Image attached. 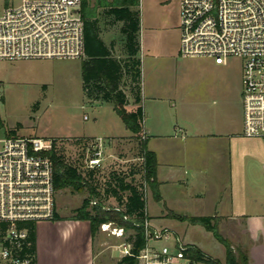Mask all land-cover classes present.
<instances>
[{"label":"rangeland","instance_id":"obj_1","mask_svg":"<svg viewBox=\"0 0 264 264\" xmlns=\"http://www.w3.org/2000/svg\"><path fill=\"white\" fill-rule=\"evenodd\" d=\"M137 10L141 38L146 43L139 55L143 127L149 131L150 147L155 149L161 142L181 144V139H174L175 136L181 137L190 123L201 124L216 113L230 116L231 133L241 134L242 61L230 58L225 65H216L210 59L182 57L179 0H140ZM120 56L126 58L124 54ZM83 61V58L0 61V140L7 137L56 140L66 158L75 160L82 150L79 141L90 143L100 139L104 165L135 162L138 142L114 111V105L87 99L83 90ZM121 87L127 96L126 108L135 109L130 80L125 78ZM236 140L240 158L237 162L238 155H234L233 169L211 167L208 177L218 190H223L230 185V170L236 171L239 163L238 178L244 172L253 196L264 198V140L243 135ZM177 170L181 182L173 181L162 190L166 202L154 200L152 192L146 190V207L155 226L149 223L150 230L170 231L185 244L225 264V248L211 232L177 219L195 217L200 208L192 197L197 191L192 172L185 175L182 169ZM173 173L178 177L176 171ZM85 196L71 191L57 192L59 214L74 216ZM104 205L106 209L114 206L109 202ZM218 230L231 242L233 253L237 257L246 255L249 264L253 244L235 234L232 225L220 224ZM131 234L124 232L122 238H117L111 230L104 232L105 251L98 263L119 264L123 257V247L119 246Z\"/></svg>","mask_w":264,"mask_h":264},{"label":"built area","instance_id":"obj_2","mask_svg":"<svg viewBox=\"0 0 264 264\" xmlns=\"http://www.w3.org/2000/svg\"><path fill=\"white\" fill-rule=\"evenodd\" d=\"M0 61L85 57L82 0H0ZM180 55L225 65L242 61V135L264 140V0H179ZM88 168H101L103 141H91ZM53 140H0V264H37L32 234L57 216ZM147 190V189H146ZM92 204H95L93 202ZM102 224L122 238L124 230ZM139 264H194L191 246L167 230H150ZM123 256L131 246L122 244Z\"/></svg>","mask_w":264,"mask_h":264},{"label":"trees","instance_id":"obj_3","mask_svg":"<svg viewBox=\"0 0 264 264\" xmlns=\"http://www.w3.org/2000/svg\"><path fill=\"white\" fill-rule=\"evenodd\" d=\"M139 1L113 0L108 11L115 20L123 22L120 31L124 37V60L113 57L101 41L98 30L91 27L83 12L86 0H82L81 5L85 31V59L82 65L84 93L90 102L114 105V111L138 142L135 162L123 165L116 162L109 166L103 164L101 168H88L87 157L91 156L92 152L89 142L83 141H79L82 150L75 160L66 158L56 140H53V149L47 153L54 163L56 193L71 191L86 194L71 219L89 222L93 235L99 231L102 224L108 223L123 229L125 233H132L125 243L131 246V256H123L119 264H139L136 257L146 245L145 223L150 220L146 207V189L152 192L154 200L161 199L157 182V157L147 149L143 127L145 113L141 105L140 13L137 10ZM125 78H128L132 85L130 93L137 106L133 110L126 108L127 96L121 87ZM93 202L95 204H92ZM108 202L114 206L106 209L104 204ZM58 217L57 214L56 219ZM177 219L194 226H202L211 232L225 248V264H248L246 255L237 257L233 253L231 242L218 230L216 217L195 216ZM32 239L36 252L35 233L32 234ZM188 255L195 262L221 264L194 246H191Z\"/></svg>","mask_w":264,"mask_h":264},{"label":"crops","instance_id":"obj_4","mask_svg":"<svg viewBox=\"0 0 264 264\" xmlns=\"http://www.w3.org/2000/svg\"><path fill=\"white\" fill-rule=\"evenodd\" d=\"M112 1L86 0L83 12L91 27L98 30L101 41L113 57L121 58L124 37L120 30L123 22L115 20L108 12ZM139 42L142 51L146 43L142 41L140 33ZM187 127L182 130L181 137H174L181 139V144L161 142L155 145V149L150 147L149 131L144 130L147 149L153 150L157 157L161 200L166 202L162 190L173 181L181 182L178 168L185 175L192 172L191 179L197 189L192 197L200 206L197 216L216 217L218 225L234 226L235 234H241L243 240L253 244L249 264H264V198L253 196L254 192H251L244 172L241 173V179L238 178L239 163L236 171L230 170V185L224 186L223 190H218L207 174L211 167L216 166H230L233 169L234 155H238L237 162L240 158L236 139L242 132L235 135L231 133L233 122L230 116L222 113L210 116L201 124L190 123ZM175 171L178 177H175ZM57 214L59 217L55 221L41 222L36 226L37 264H99L105 251L104 232L98 231L93 235L89 222L62 216L58 210ZM148 217L150 225L155 227L149 214Z\"/></svg>","mask_w":264,"mask_h":264}]
</instances>
